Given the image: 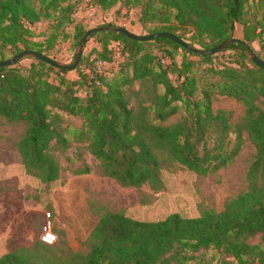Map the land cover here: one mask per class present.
<instances>
[{
    "label": "trees",
    "instance_id": "16d2710c",
    "mask_svg": "<svg viewBox=\"0 0 264 264\" xmlns=\"http://www.w3.org/2000/svg\"><path fill=\"white\" fill-rule=\"evenodd\" d=\"M81 1L0 0V59L25 49L45 53L58 32L50 33L45 45L31 38L34 25L43 18H53L56 27L73 22ZM87 1L103 10L118 3L137 8L140 22L150 24V33L171 31L186 41L181 29L193 24L197 33L192 39L201 49L240 48L245 59L253 50L252 42L264 38V0ZM239 25L243 37L235 35ZM73 30L71 38L80 48L88 29L76 21ZM93 36L101 44L96 48L98 55L81 57L76 78L67 75L70 69L34 55H28L34 58L29 65H18V61L0 65V114L27 124L18 149L27 169L43 181L60 176L61 165L53 150L65 149L70 142L61 123L63 113L83 118V127L68 131L80 134V140L86 138L103 173L124 185L161 184L157 149L164 140L171 141L179 162L198 173L214 172L230 163L241 149L244 129L257 151L248 171L247 190L222 210H204L198 216L172 212L159 220L108 211L92 232L89 251H76L67 264H213L216 260V264H230L228 256L239 264H264V66L252 57L239 66L217 65L212 62L216 52L196 53L167 36L139 40L111 29ZM116 39L125 42L120 68L113 75L97 73L96 60L111 59L110 44ZM176 53L182 56L179 66ZM164 57L171 62L166 63ZM259 57L264 61V56ZM147 78L154 87L162 84L163 92L156 93L149 105H130L126 86ZM214 93L244 102L246 112L237 124L229 111L213 108ZM181 107L185 111L181 119L163 123ZM89 170L87 165L75 172ZM26 250L2 254L0 264H39Z\"/></svg>",
    "mask_w": 264,
    "mask_h": 264
},
{
    "label": "rangeland",
    "instance_id": "374dc122",
    "mask_svg": "<svg viewBox=\"0 0 264 264\" xmlns=\"http://www.w3.org/2000/svg\"><path fill=\"white\" fill-rule=\"evenodd\" d=\"M34 1L40 4L39 0ZM72 16L73 22L59 27L55 26L53 18L39 20L34 25L31 37L47 45V36L57 31L54 45L47 46L44 52L61 63L70 64L76 60L79 46L73 43L70 35L76 21L83 23L86 29L112 23L113 26H126L139 34L150 33V24L144 26L139 20V9L120 7L119 3L103 10L82 0ZM181 31L189 42L199 47L192 39L197 33L195 25L188 24ZM235 35L243 37L242 25L238 26ZM252 44L253 50L248 52L246 59L240 48H236L217 51L212 62L239 66L244 60L250 61L253 54L263 57L264 38H257ZM100 47L98 38L92 35L84 46L82 57H96V48ZM155 51L158 53L157 48ZM182 51L180 49L178 52ZM180 53L175 55L178 66L182 61ZM187 56L199 59L195 55ZM164 59L166 63L171 62L167 57ZM33 60L25 56L17 64L29 65ZM76 72V68L71 69L67 75L72 77ZM52 75L56 76L55 73ZM171 77L178 82L175 72L171 73ZM163 90L162 84L154 87L150 78L138 79L126 86L130 105L134 107L140 102L149 105L156 93ZM213 108L229 111L234 124L246 112L243 101L219 93L213 94ZM184 112L181 107L178 113L163 123L181 119ZM61 123L70 142L65 149L53 150L61 165L60 176L52 182H45L34 171L27 169L18 149L27 124L9 120L0 114V256L26 248V253L39 264H67L76 251H89L93 241L92 232L101 216L108 211H118L142 220H159L172 212L198 216L204 210H222L227 202L247 190L248 171L257 151L248 131L244 129L241 149L230 163L214 172L198 173L179 162L172 151L171 141L164 140L157 149L162 162L161 184L124 185L103 173L100 161L90 151L88 140H84L86 138L80 140V134L68 131L73 127H83V118L63 113ZM231 137H235L234 132ZM87 165L90 168L88 172H75V169ZM48 212L51 213L52 228L57 233V239L52 243L42 238ZM226 259H230V264H239L231 256Z\"/></svg>",
    "mask_w": 264,
    "mask_h": 264
},
{
    "label": "water",
    "instance_id": "95a60500",
    "mask_svg": "<svg viewBox=\"0 0 264 264\" xmlns=\"http://www.w3.org/2000/svg\"><path fill=\"white\" fill-rule=\"evenodd\" d=\"M102 29H111L117 32H122L125 35H127L130 38L133 39H139V40H148V39H153L156 38L158 36H167L169 38L174 39L175 41H177L179 44H181L182 46L191 49L192 51L196 52V53H200V54H211V53H215L217 51L220 50L222 45H217L214 47H211L209 49H201L198 47H195L193 45H191V43H189L188 41H186L185 39L179 37L178 35H176L175 33L171 32V31H158V32H154V33H146V34H139L136 33L130 29H128L126 26L120 25V26H116V27H112V26H96V27H92L89 28L83 38H82V44L79 48L78 51V55L76 57V60L73 63L67 64V63H61L60 61H58L57 59L43 53V52H39L36 50H31V49H25L23 51H21L20 53L6 58V59H0V65H13L15 63H17L18 60H20L21 58L28 56V55H34L40 59H43L51 64H53L54 66L57 67H64V68H68V69H75L82 57L83 51H84V46L86 44V42L88 41V38L91 37L94 33H96L99 30ZM252 59L259 65L264 66V61L261 57H259L256 54H253Z\"/></svg>",
    "mask_w": 264,
    "mask_h": 264
},
{
    "label": "built area",
    "instance_id": "2783aa9c",
    "mask_svg": "<svg viewBox=\"0 0 264 264\" xmlns=\"http://www.w3.org/2000/svg\"><path fill=\"white\" fill-rule=\"evenodd\" d=\"M110 48L112 51L111 59L103 60L98 59L95 63V71L99 74L104 75H113L120 68L121 62L124 60V50H125V42L116 39L113 40L110 44ZM90 71V69H87ZM51 213L48 212V219L43 227V236L42 238L49 243L54 242L57 239V233L52 228V220L50 218Z\"/></svg>",
    "mask_w": 264,
    "mask_h": 264
},
{
    "label": "crops",
    "instance_id": "0c3cea01",
    "mask_svg": "<svg viewBox=\"0 0 264 264\" xmlns=\"http://www.w3.org/2000/svg\"><path fill=\"white\" fill-rule=\"evenodd\" d=\"M78 76V73L76 72L75 75H73L71 78H76Z\"/></svg>",
    "mask_w": 264,
    "mask_h": 264
},
{
    "label": "clouds",
    "instance_id": "9594fccd",
    "mask_svg": "<svg viewBox=\"0 0 264 264\" xmlns=\"http://www.w3.org/2000/svg\"><path fill=\"white\" fill-rule=\"evenodd\" d=\"M50 242V241H49Z\"/></svg>",
    "mask_w": 264,
    "mask_h": 264
}]
</instances>
